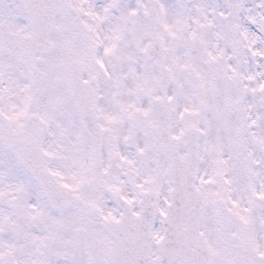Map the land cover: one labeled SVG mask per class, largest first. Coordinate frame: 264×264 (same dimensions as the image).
Returning <instances> with one entry per match:
<instances>
[{"label":"snow or ice","instance_id":"snow-or-ice-1","mask_svg":"<svg viewBox=\"0 0 264 264\" xmlns=\"http://www.w3.org/2000/svg\"><path fill=\"white\" fill-rule=\"evenodd\" d=\"M0 264H264V0H0Z\"/></svg>","mask_w":264,"mask_h":264}]
</instances>
